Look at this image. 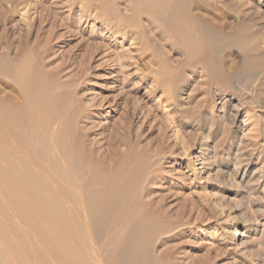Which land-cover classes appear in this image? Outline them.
Wrapping results in <instances>:
<instances>
[{
    "label": "rangeland",
    "instance_id": "rangeland-1",
    "mask_svg": "<svg viewBox=\"0 0 264 264\" xmlns=\"http://www.w3.org/2000/svg\"><path fill=\"white\" fill-rule=\"evenodd\" d=\"M28 2L35 19L30 25L21 17ZM56 2L0 0V53L20 63L26 52L33 56L42 50L41 59L50 72L70 81L82 104H96L92 120L81 119V125L90 128L87 144L98 148L97 156L108 161L107 168L114 166L116 153L127 152L121 140L126 137L133 142L139 156L133 168L143 164L147 176H158L156 184L143 186L144 192L151 189L153 194L147 199L157 203L163 198L173 210L188 206L192 211L193 238L187 240L193 249L188 248L187 256L192 257L187 264H264V71L260 76L245 65L248 56L255 54L244 51L239 42L222 44L224 37L216 38L218 45L211 53L224 61L232 75L231 86H226L211 81L209 73L187 57L164 27L159 29L145 16L139 18L137 28L130 27L116 39L105 38L101 21L93 30L92 24L81 29L79 8L67 17V10ZM253 7L254 2L245 4L240 21H252L248 29H256L263 37L264 21ZM220 13L235 24L233 11ZM195 29L189 27L183 33L189 35ZM52 32L57 36L51 38L50 47L59 40L50 50L45 44ZM161 62L173 70L167 76L172 80L161 77ZM0 85L5 93L13 83L5 80ZM102 101L104 108L98 107ZM246 169L252 178L261 176L260 181L243 182ZM162 242L155 249L158 257L165 249ZM175 256L169 264L179 261V255Z\"/></svg>",
    "mask_w": 264,
    "mask_h": 264
},
{
    "label": "bare ground",
    "instance_id": "bare-ground-1",
    "mask_svg": "<svg viewBox=\"0 0 264 264\" xmlns=\"http://www.w3.org/2000/svg\"><path fill=\"white\" fill-rule=\"evenodd\" d=\"M253 2L254 13L264 21V0H57L56 6L66 9L67 17L79 8L81 29L92 24L93 30L101 21L103 36L113 39L137 28L139 18L145 16L159 29L164 27L211 81L231 86L230 68L211 50L218 37H224L222 44L239 42L244 51L255 54L246 58L247 70L263 73L264 36L248 29L252 21H240L245 4ZM31 9L28 2L21 15L29 25L35 20ZM226 9L235 14V24L227 21L229 16H221ZM189 27L196 29L184 34ZM53 32L47 47L57 36ZM41 52L33 56L26 52L20 63L0 53V84L13 83L5 93L0 88V264H169L173 255L180 257L176 264H187L193 252L187 256L188 248L193 249L187 240L193 238L192 211L188 206L173 210L163 198L157 203L147 199L153 194L151 189L144 192L143 186L156 184L158 176H147L143 164L133 168L138 155L128 138L121 140L127 152L116 153L112 168L105 166L108 161L97 156L98 148L87 144L90 128L81 125V119L92 120L96 104H82L78 89L72 92L70 81L54 76ZM161 67L159 74L168 80L173 70L166 64ZM105 104L102 101L98 107ZM248 171L243 182L260 181L261 176L252 178ZM160 240L165 249L158 257L155 249Z\"/></svg>",
    "mask_w": 264,
    "mask_h": 264
}]
</instances>
